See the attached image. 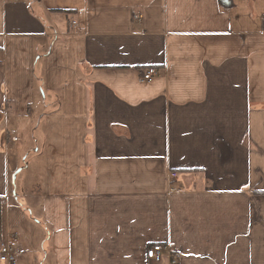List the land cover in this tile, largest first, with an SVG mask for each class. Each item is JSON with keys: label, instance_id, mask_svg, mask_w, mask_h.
Returning <instances> with one entry per match:
<instances>
[{"label": "crops", "instance_id": "1", "mask_svg": "<svg viewBox=\"0 0 264 264\" xmlns=\"http://www.w3.org/2000/svg\"><path fill=\"white\" fill-rule=\"evenodd\" d=\"M0 49L17 264H264V0H0Z\"/></svg>", "mask_w": 264, "mask_h": 264}, {"label": "built area", "instance_id": "2", "mask_svg": "<svg viewBox=\"0 0 264 264\" xmlns=\"http://www.w3.org/2000/svg\"><path fill=\"white\" fill-rule=\"evenodd\" d=\"M142 14L138 15V18L142 19ZM76 23V22H74ZM159 70L156 67H149L143 73V80L150 81L157 75H159ZM176 171H171L170 176L172 178L177 177ZM13 238L17 237V233L10 234ZM168 250V246L161 243H156L148 248L147 257L150 260L160 261L163 258V254ZM173 263H176L175 260H172ZM0 262L3 264H17L16 252L14 245H12L9 240L4 241L0 244Z\"/></svg>", "mask_w": 264, "mask_h": 264}, {"label": "rangeland", "instance_id": "3", "mask_svg": "<svg viewBox=\"0 0 264 264\" xmlns=\"http://www.w3.org/2000/svg\"><path fill=\"white\" fill-rule=\"evenodd\" d=\"M64 23L67 25V18L64 17ZM25 131V130H24ZM21 132L18 133V137L20 139L19 142H15L12 143L13 146L11 147V154H15L18 158L19 164L21 167L26 166L27 163L32 164L31 161L34 153L32 151V149L34 148V139L32 137V134L25 132ZM17 138L12 137V141L16 140ZM31 169H33V166L30 165L29 168L27 169H23L22 171L19 172V174L16 176V178L14 177L13 174V178H15L16 182L15 187L17 188V193H20L22 188H21V184L23 182V180L26 179V182L29 183L30 179H31Z\"/></svg>", "mask_w": 264, "mask_h": 264}, {"label": "trees", "instance_id": "4", "mask_svg": "<svg viewBox=\"0 0 264 264\" xmlns=\"http://www.w3.org/2000/svg\"><path fill=\"white\" fill-rule=\"evenodd\" d=\"M0 51H1V49H0Z\"/></svg>", "mask_w": 264, "mask_h": 264}]
</instances>
